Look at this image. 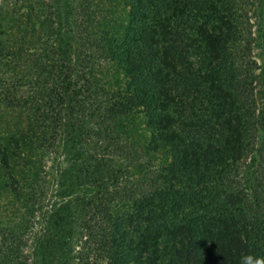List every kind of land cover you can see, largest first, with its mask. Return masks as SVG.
Instances as JSON below:
<instances>
[{
	"label": "trees",
	"instance_id": "16d2710c",
	"mask_svg": "<svg viewBox=\"0 0 264 264\" xmlns=\"http://www.w3.org/2000/svg\"><path fill=\"white\" fill-rule=\"evenodd\" d=\"M65 3L0 0V264H66L75 223L78 264L264 256V0ZM63 132L81 191L34 262Z\"/></svg>",
	"mask_w": 264,
	"mask_h": 264
},
{
	"label": "rangeland",
	"instance_id": "374dc122",
	"mask_svg": "<svg viewBox=\"0 0 264 264\" xmlns=\"http://www.w3.org/2000/svg\"><path fill=\"white\" fill-rule=\"evenodd\" d=\"M58 7L61 10L62 21L66 16L64 11L66 9L65 0H57ZM69 2L71 0H68ZM68 19V18H67ZM66 19V20H67ZM69 135L65 132L62 133L58 149L56 154L53 156L50 166L49 175L47 181V194L44 200L37 227L35 230L34 240L29 246V252L32 255L34 262H37L38 257L35 255L37 251V243L40 239H45L50 235L56 233L50 223L51 214L62 204H69L71 209H76V198L80 193V186L74 180L72 175V166L75 160V152L72 149V145H75L69 140ZM80 227L75 223L74 231L71 236L70 251L66 257V264H78L76 258V248L79 236ZM39 264V263H35ZM58 264V263H55Z\"/></svg>",
	"mask_w": 264,
	"mask_h": 264
},
{
	"label": "clouds",
	"instance_id": "9594fccd",
	"mask_svg": "<svg viewBox=\"0 0 264 264\" xmlns=\"http://www.w3.org/2000/svg\"><path fill=\"white\" fill-rule=\"evenodd\" d=\"M239 264H264V256L243 254L239 258Z\"/></svg>",
	"mask_w": 264,
	"mask_h": 264
}]
</instances>
